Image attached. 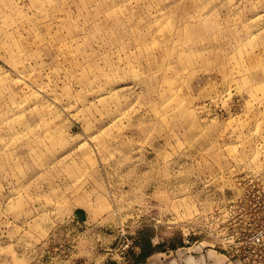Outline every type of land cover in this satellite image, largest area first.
Returning a JSON list of instances; mask_svg holds the SVG:
<instances>
[{"label": "rangeland", "instance_id": "1", "mask_svg": "<svg viewBox=\"0 0 264 264\" xmlns=\"http://www.w3.org/2000/svg\"><path fill=\"white\" fill-rule=\"evenodd\" d=\"M255 227L264 0H0V258L264 264Z\"/></svg>", "mask_w": 264, "mask_h": 264}, {"label": "built area", "instance_id": "2", "mask_svg": "<svg viewBox=\"0 0 264 264\" xmlns=\"http://www.w3.org/2000/svg\"><path fill=\"white\" fill-rule=\"evenodd\" d=\"M238 202H248V200L240 199ZM233 206H235V204L231 205V207ZM241 209H245V205H243ZM241 214L242 216L244 215L243 218L245 219L246 223H248V225H252L253 222H256L257 219L261 218L262 211L258 209L256 203H253L250 210L243 211V213ZM249 242L255 246H263L264 245V229L261 227H255L253 229V233L251 234L249 238Z\"/></svg>", "mask_w": 264, "mask_h": 264}, {"label": "crops", "instance_id": "3", "mask_svg": "<svg viewBox=\"0 0 264 264\" xmlns=\"http://www.w3.org/2000/svg\"><path fill=\"white\" fill-rule=\"evenodd\" d=\"M82 208V207H81ZM76 210H77V208H76ZM86 217V216H85ZM86 218H82V220H85ZM33 254L31 253V254H25V253H23V252H19V254H18V256L20 257V258H23V257H27L26 259V261H21V263L20 264H37V262L36 261H34V259H35V256L33 255ZM1 259V262L3 263V264H14V260H13V258H12V256L11 255H4L3 257H1L0 258Z\"/></svg>", "mask_w": 264, "mask_h": 264}]
</instances>
